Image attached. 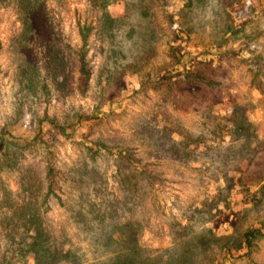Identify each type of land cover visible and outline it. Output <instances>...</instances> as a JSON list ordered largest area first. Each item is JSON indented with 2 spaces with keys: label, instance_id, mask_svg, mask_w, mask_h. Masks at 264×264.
<instances>
[{
  "label": "rangeland",
  "instance_id": "1",
  "mask_svg": "<svg viewBox=\"0 0 264 264\" xmlns=\"http://www.w3.org/2000/svg\"><path fill=\"white\" fill-rule=\"evenodd\" d=\"M245 1L43 0L50 33L22 55L47 86L29 91L16 78L21 22L0 6V259L264 264V0ZM84 24L93 30L79 58ZM47 44L66 62L61 89ZM29 175L42 179L32 191L56 244L24 260V228H2L13 208L1 203L24 208ZM50 183L57 198L45 197Z\"/></svg>",
  "mask_w": 264,
  "mask_h": 264
},
{
  "label": "trees",
  "instance_id": "2",
  "mask_svg": "<svg viewBox=\"0 0 264 264\" xmlns=\"http://www.w3.org/2000/svg\"><path fill=\"white\" fill-rule=\"evenodd\" d=\"M3 4H12L16 8L17 15L19 17V20L21 22V32L19 35H17V39L14 40L16 44V52L18 59H20V69L18 70V75L16 78L19 80L20 86L24 87L25 90H33L34 87L36 88H43L45 90L46 84L42 83L40 81V75H38L36 72L38 70L37 64L32 62L30 59L27 63L26 60H24V56L22 53L24 50L28 52L29 46L34 42L36 39L41 38L42 36H46V32H49V28L47 26V23L43 19V0H0V6ZM111 14L107 13L105 10L102 11L101 16L99 17V21L103 22V27L101 30L105 32V36L107 35L112 41L115 37L117 20L114 18H111ZM106 25V26H105ZM93 28L91 25L84 24L82 27L78 28V34L80 36L81 40V47H80V55L79 58L83 56L84 49L87 46L88 38L90 33L92 32ZM112 32V33H110ZM104 35V34H103ZM46 40V39H45ZM48 46V60H47V75L51 77V81L58 86V88L65 87L67 85V82L69 81V76L66 73V62L61 56L62 52L60 51L59 47H56L55 49L52 48L50 45ZM26 52V53H27ZM20 57V58H19ZM82 68V65H81ZM80 75L82 76L84 71L83 68L79 71ZM39 76V77H38ZM61 80H60V79ZM58 79L60 82L58 83ZM41 80L44 79L41 77ZM81 81L83 82L84 86H86V77H81ZM62 85V86H61ZM57 88V89H58ZM36 96H39L36 94ZM40 129V130H39ZM38 129V132L36 133L33 140H37L39 136L42 133L41 128ZM59 129L62 133L66 134V129L63 126H59ZM11 140V137H9ZM27 141V139H24V143ZM34 141H31L29 143H33ZM7 140L4 135H0V154H2V157L7 158L8 152L6 150ZM46 173V180L52 181L51 173L53 172L52 169H47ZM30 177V178H29ZM27 179H25V185L23 183L24 191L26 194V201H24V208L21 207L20 204H15V206H12V203L8 200L2 201L1 206L3 209H6L7 211L10 208H13L12 215L8 217V215L5 213L4 218L2 220H7V222L3 223V227L5 230H9L10 227L13 225L14 227L18 228L19 223L22 224V227L24 228V260H25V254L27 252H33L35 255L40 258V248L42 247V244H52L55 245L56 241L53 242V237L50 238V235L48 231H46V227L41 222V217L38 213V201L36 195H34V191H32V186L35 185L36 180L39 182V185H41L42 179L38 177H33L32 175H29ZM29 184V186H28ZM53 196L54 198H57V195L54 193L51 183L48 185L47 192L45 194V197ZM35 196V197H34ZM32 198V200H31ZM14 221V222H13ZM254 233L251 231H247L244 235L245 243L247 248L250 247V240L253 239ZM23 242V241H22ZM21 242H19V245ZM64 244L58 243V247H63ZM26 247V248H25ZM17 257L22 256V249L19 247L18 251H16ZM8 251L4 252L2 254V258L0 259V264H10L11 259L13 257L7 256ZM21 258V257H19Z\"/></svg>",
  "mask_w": 264,
  "mask_h": 264
},
{
  "label": "built area",
  "instance_id": "3",
  "mask_svg": "<svg viewBox=\"0 0 264 264\" xmlns=\"http://www.w3.org/2000/svg\"><path fill=\"white\" fill-rule=\"evenodd\" d=\"M253 2H254V0H246V1H245V5H246L247 7H249V6L252 5ZM173 29H174V30H177V29H178V25H177V23H174V24H173Z\"/></svg>",
  "mask_w": 264,
  "mask_h": 264
}]
</instances>
